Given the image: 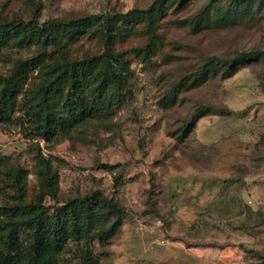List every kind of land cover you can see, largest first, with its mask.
Masks as SVG:
<instances>
[{
	"label": "rangeland",
	"instance_id": "rangeland-1",
	"mask_svg": "<svg viewBox=\"0 0 264 264\" xmlns=\"http://www.w3.org/2000/svg\"><path fill=\"white\" fill-rule=\"evenodd\" d=\"M155 1L0 0V21L127 13ZM167 5L152 27L151 52L142 49L150 39L145 21L118 44L127 51L130 92L119 103L111 85L112 117L88 119L52 140L26 138L18 107L0 120L1 220L22 202L52 210L99 191L108 212L100 229L116 221L105 242L70 240L58 264L79 263L87 247L98 264H264V59L234 62L228 76L207 66L216 56L264 51V6L228 22H195L204 0ZM23 37L11 35L0 48V92L20 59L107 51L87 34L63 37L62 46ZM34 74L25 85L33 90L42 79ZM207 106L225 110L188 124Z\"/></svg>",
	"mask_w": 264,
	"mask_h": 264
},
{
	"label": "trees",
	"instance_id": "trees-1",
	"mask_svg": "<svg viewBox=\"0 0 264 264\" xmlns=\"http://www.w3.org/2000/svg\"><path fill=\"white\" fill-rule=\"evenodd\" d=\"M168 1H175L177 6H181L189 0H156L147 10L50 19L42 23L24 19L0 21V48L11 35L20 33H24L23 40L25 38L26 42L43 41L59 46L63 45V37L68 42L87 34L92 38L98 36L107 46L106 53L86 55L81 59L64 57L48 62L44 54L39 53L18 60L4 79L0 92V120L12 108L18 107L21 112L18 116L20 131L26 138L52 140L88 119L112 117L115 111H111L114 109L111 100L114 98L108 102L106 97L111 85H114L113 97L119 95V103L130 92L129 77L125 72L128 67L127 51L119 49L118 44L137 31L140 22L145 21L150 39L142 49L146 53L151 52L155 46L150 35L152 27L168 6ZM263 6L264 0H204L195 22L197 18L210 21L213 17L218 22H228L234 16L260 10ZM263 59L264 51L257 49L243 51L234 59L213 57L207 66L223 67L225 76H228L232 73L234 62ZM35 71L41 73L42 79L33 90L25 85L33 76H40L34 74ZM205 73L202 70L197 75L202 77ZM224 110L218 106H207L193 114L188 124L206 113ZM22 176L21 172L18 175L20 180ZM106 203L104 194L97 191L70 199L52 210L41 202L32 201L10 206L6 210L7 219H0V264H58L59 255L70 240L83 237H97L101 242L109 240L115 234L116 221L100 229L108 215L104 209ZM77 264H98L91 247L85 248Z\"/></svg>",
	"mask_w": 264,
	"mask_h": 264
}]
</instances>
